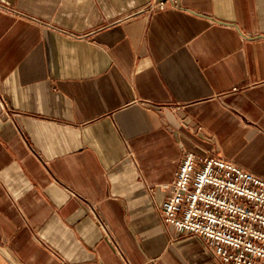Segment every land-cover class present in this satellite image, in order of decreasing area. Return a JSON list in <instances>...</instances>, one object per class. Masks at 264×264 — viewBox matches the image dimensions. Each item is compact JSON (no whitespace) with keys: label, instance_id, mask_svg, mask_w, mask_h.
I'll list each match as a JSON object with an SVG mask.
<instances>
[{"label":"crops","instance_id":"crops-1","mask_svg":"<svg viewBox=\"0 0 264 264\" xmlns=\"http://www.w3.org/2000/svg\"><path fill=\"white\" fill-rule=\"evenodd\" d=\"M186 152L264 179V0H0V264H220Z\"/></svg>","mask_w":264,"mask_h":264},{"label":"built area","instance_id":"built-area-1","mask_svg":"<svg viewBox=\"0 0 264 264\" xmlns=\"http://www.w3.org/2000/svg\"><path fill=\"white\" fill-rule=\"evenodd\" d=\"M170 192L159 207L167 228L200 237L220 264L264 261V179L224 158L186 152Z\"/></svg>","mask_w":264,"mask_h":264}]
</instances>
